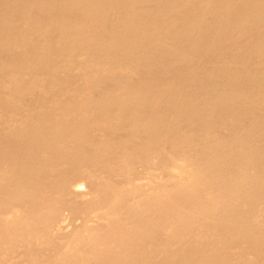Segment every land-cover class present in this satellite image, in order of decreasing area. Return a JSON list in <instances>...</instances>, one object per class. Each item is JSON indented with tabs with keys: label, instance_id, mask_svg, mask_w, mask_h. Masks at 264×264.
Masks as SVG:
<instances>
[{
	"label": "bare ground",
	"instance_id": "bare-ground-1",
	"mask_svg": "<svg viewBox=\"0 0 264 264\" xmlns=\"http://www.w3.org/2000/svg\"><path fill=\"white\" fill-rule=\"evenodd\" d=\"M0 264H264V0H0Z\"/></svg>",
	"mask_w": 264,
	"mask_h": 264
}]
</instances>
